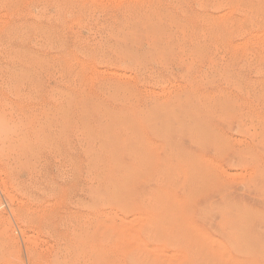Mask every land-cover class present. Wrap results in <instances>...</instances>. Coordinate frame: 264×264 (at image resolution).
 Masks as SVG:
<instances>
[{"label":"rangeland","instance_id":"1","mask_svg":"<svg viewBox=\"0 0 264 264\" xmlns=\"http://www.w3.org/2000/svg\"><path fill=\"white\" fill-rule=\"evenodd\" d=\"M113 1L0 0V264H264V1Z\"/></svg>","mask_w":264,"mask_h":264},{"label":"bare ground","instance_id":"2","mask_svg":"<svg viewBox=\"0 0 264 264\" xmlns=\"http://www.w3.org/2000/svg\"><path fill=\"white\" fill-rule=\"evenodd\" d=\"M52 1H53V0H52ZM58 1H59V0H58ZM65 1H66V0H65ZM89 1H90V0H89ZM112 1H113V0H112ZM129 1H130V0H129ZM151 1H152V0H151ZM174 1H175V0H174ZM211 1H212V0H211ZM211 1H210V2H211ZM263 1H264V0H263ZM55 2H56V1H55ZM60 2H61V1H60ZM68 2H69V1H68ZM113 2H114V1H113ZM194 2H195V1H194ZM196 2H197V1H196ZM213 2H214V1H213ZM218 2H219V1H218ZM257 2H258V1H257ZM22 3H23V2H22ZM78 3H79V2H78ZM141 3L143 4V2H141ZM170 3H172V2H170ZM201 3H202V2H201ZM224 3H225V2H224ZM253 3H254V2H253ZM134 4H135V3H134ZM176 4H177V3H176ZM263 4H264V3H263ZM55 5H56V4H55ZM68 5H69V4H68ZM144 5H145V3H144ZM170 5H171V4H170ZM197 5H198V4H197ZM226 5H227V3H226ZM226 5H225V6H226ZM255 5H256V4H255ZM260 5H261V4H260ZM127 6H128V5H127ZM139 6H140V5H139ZM154 6H155V5H154ZM163 6H164V5H163ZM43 7H44V6H43ZM70 7H71V6H70ZM137 7H138V6H137ZM140 7H141V6H140ZM169 7H170V6H169ZM236 7H238V5H236ZM241 7H242V6H241ZM256 7H257V6H256ZM258 7H259V4H258ZM258 7H257V8H258ZM44 8H45V7H44ZM65 8H66V7H65ZM95 8H96V7H95ZM117 8H118V7H117ZM132 8H133V7H132ZM132 8H130V9H132ZM170 8H171V7H170ZM178 8H179V7H178ZM209 8H211V7H209ZM247 8H248V7H247ZM262 8H263V7H262ZM262 8H261V9H262ZM42 9H43V8H42ZM123 9H124V8H123ZM138 9H139V8H138ZM98 10H99V9H98ZM114 10H115V9H114ZM117 10H118V9H117ZM120 10H121V9H120ZM120 10H119V11H120ZM167 10H168V8H167ZM176 10H177V9H176ZM223 10H224V9H223ZM235 10H236V9H235ZM245 10H246V9H245ZM248 10H249V9H248ZM259 10H260V9H259ZM259 10H258V11H259ZM45 11H46V10H45ZM77 11H78V10H77ZM81 11H82V10H81ZM92 11H93V10H92ZM128 11H129V10H128ZM131 11H132V10H131ZM135 11H136V9H135ZM135 11H134V12H135ZM253 11H254V10H253ZM256 11H257V10L255 9V12H256ZM258 11H257V12H258ZM41 12H42V11H41ZM144 12H145V11H144ZM235 12H236V11H235ZM85 13H86V12H85ZM93 13H94V12H93ZM93 13H92V14H93ZM106 13H107V12H106ZM109 13H110V12H109ZM113 13H114V12H113ZM224 13H225V12H224ZM230 13H231V12H230ZM252 13H253V12H252ZM67 14H69V13H67ZM152 14H153V13H152ZM243 14H244V13H243ZM255 14H256V13H255ZM259 14H260V13H259ZM110 15L112 16V14H110ZM110 15H109V16H110ZM164 15H165V14H164ZM246 15H247V14H246ZM252 15H253V14H252ZM256 15H257V14H256ZM260 15H261V14H260ZM16 16H17V15H16ZM33 16H34V15H33ZM90 16H91V15H90ZM135 16H136V15H135ZM148 16H149V15H148ZM168 16H169V15H168ZM175 16H176V14H175ZM205 16H206V15H205ZM231 16H232V15H231ZM239 16H240V15H239ZM248 16H249V14H248ZM262 16H263V15H262ZM0 17H1V16H0ZM38 17H39V16H38ZM49 17H50V16H49ZM63 17H64V16H63ZM104 17H106V16H104ZM112 17H114V16H112ZM130 17H131V16H130ZM151 17H153V16L151 15ZM181 17H182V15H181ZM183 17H184V16H183ZM192 17H193V16H192ZM244 17H245V16H244ZM254 17H255V16H254ZM263 17H264V16H263ZM69 18H70V17H69ZM154 18H155V16H154ZM200 18H201V17H200ZM206 18H207V17H206ZM213 18H214V17H213ZM255 18H256V17H255ZM56 19H57V18H56ZM108 19H109V18H108ZM177 19H179V18L177 17ZM207 19H208V18H207ZM251 19H252V18H251ZM256 19H257V18H256ZM41 20H42V19H41ZM181 20H182V18H181ZM186 20H187V19H186ZM186 20H185V21H186ZM193 20H194V19H193ZM204 20H205V19L203 18V21H204ZM259 20H260V19H259ZM262 20H263V19H262ZM262 20H261V22H262ZM56 21H57V20H56ZM85 21H86V19H85ZM107 21H108V20H107ZM113 21H114V20H113ZM155 21H156V20H155ZM203 21H202V22H203ZM233 21H234V20H233ZM248 21H250V20H248ZM0 22H1V20H0ZM63 22H64V20H63ZM87 22H88V21H87ZM186 22H187V21H186ZM188 22H189V21H188ZM188 22H187V23H188ZM197 22H198V20H197ZM200 22H201V21H200ZM257 22H258V21H257ZM111 23H112V22H111ZM126 23H127V22H126ZM156 23H157V22H156ZM156 23H155V24H156ZM165 23H167V22H165ZM195 23H196V22H195ZM195 23H194V24H195ZM223 23H224V22H223ZM247 23H248V22H247ZM253 23H254V22H253ZM189 24H190V23H189ZM218 24H219V23H218ZM255 24H256V22H255ZM257 24H258V23H257ZM257 24H256V25H257ZM259 24H260V23H259ZM13 25H14V24H13ZM42 25H43V24H42ZM167 25L169 26V24H167ZM190 25H191V24H190ZM192 25H193V24H192ZM196 25H197V24H196ZM247 25H248V24H247ZM249 25H250V24H249ZM0 26H1V24H0ZM46 26H47V25H46ZM76 26H77V25H76ZM98 26H99V25H98ZM113 26H115V25H113ZM183 26H184V24H183ZM202 26H203V25H202ZM210 26H211V25H210ZM214 26H215V25H214ZM243 26H244V25H243ZM261 26H262V25H261ZM15 27H16V26H15ZM82 27H83V26H82ZM169 27H170V26H169ZM184 27H185V26H184ZM187 27H189V26H187ZM191 27L194 28L193 26H191ZM191 27H190V28H191ZM217 27H218V26H217ZM217 27H216V28H217ZM220 27H221V26H220ZM57 28H58V26H57ZM67 28H68V27H67ZM74 28H75V26H74ZM100 28H101V26H100ZM213 28H214V27H213ZM221 28H222V27H221ZM221 28H220V29H221ZM225 28H226V27H225ZM248 28H249V26H248ZM254 28H255V27H254ZM70 29H71V28H70ZM70 29H69V30H70ZM80 29H81V28H80ZM88 29H89V28H88ZM141 29H142V28H141ZM174 29H175V28H174ZM202 29H203V28H202ZM205 29H206V28H205ZM208 29H209V28H208ZM208 29H207V30H208ZM231 29H232V28H231ZM244 29H245V28H244ZM246 29H247V28H246ZM261 29H262V28H261ZM5 30H6V29H5ZM75 30H76V28H75ZM83 30H84V29H83ZM250 30H251V29H250ZM259 30H260V27H259ZM56 31H57V30H56ZM72 31H73V30H72ZM100 31H101V30H100ZM122 31H123V30H122ZM169 31H170V30H169ZM177 31H178V30H177ZM191 31H192V29H191ZM199 31H200V30H199ZM221 31H222V29H221ZM246 31H247V30H246ZM255 31H256V30H255ZM40 32H41V31H40ZM50 32H51V31H50ZM50 32H49V33H50ZM52 32H53V31H52ZM124 32H125V31H124ZM170 32H171V31H170ZM12 33H13V32H12ZM33 33H34V32H33ZM47 33H48V32H47ZM219 33H221V32H219ZM226 33H227V31H226ZM239 33H240V32H239ZM244 33H245V32H244ZM43 34H44V33H43ZM188 34H189V33H188ZM201 34H203V33H201ZM208 34H209V32H208ZM210 34H211V33H210ZM217 34H218V33H217ZM11 35H12V34H11ZM15 35H16V34H15ZM22 35H23V34H22ZM26 35H27V34H26ZM36 35H37V34H36ZM106 35H107V34H106ZM165 35H166V34H165ZM165 35H164V37H165ZM174 35H175V34H174ZM203 35L205 36V34H203ZM229 35H230V34H229ZM241 35H242V34H241ZM7 36H8V35H7ZM33 36H34V35H33ZM38 36H39V35H38ZM90 36H91V35H90ZM104 36H105V35H104ZM167 36H168V35H167ZM184 36H185V35H184ZM192 36H193V35H192ZM198 36H199V35H198ZM206 36H207V35H206ZM23 37H24V36H23ZM30 37H31V36H30ZM85 37H86V35H85ZM98 37H99V36H98ZM149 37H150V36H149ZM193 37H194V36H193ZM244 37H245V36H244ZM257 37H258V36H257ZM25 38H26V37H25ZM108 38H109V37H108ZM181 38H182V37H181ZM201 38H202V37H201ZM218 38H219V37H218ZM235 38H236V37H235ZM7 39H8V38H7ZM22 39H23V38H22ZM33 39H34V37H33ZM44 39H45V38H44ZM188 39H189V38H188ZM188 39H187V41H189ZM229 39H230V38H229ZM250 39H251V38H250ZM46 40H47V39H46ZM60 40H61V39H60ZM99 40H100V39H99ZM212 40H213V38H212ZM217 40H218V39H217ZM219 40H220V39H219ZM35 41H36V38H35ZM35 41H34V42H35ZM41 41H42V40H41ZM76 41H77V40H76ZM163 41H164V40H163ZM173 41H174V40H173ZM177 41H178V40H177ZM179 41H180V40H179ZM195 41H196V40H195ZM200 41H201V40H200ZM213 41H214V40H213ZM223 41H224V40H223ZM232 41H233V40H232ZM24 42H25V41H24ZM72 42H73V41H72ZM110 42H111V41H110ZM149 42H150V41H149ZM190 42H191V41H190ZM190 42H189V43H190ZM204 42H205V41H204ZM215 42H216V41H215ZM38 43H39V42H38ZM46 43H47V42H46ZM147 43H148V42H147ZM193 43H196V42H193ZM212 43H213V42H212ZM225 43H226V42H225ZM248 43H249V42H248ZM262 43H263V42H262ZM44 44H45V43H44ZM54 44H55V43H54ZM89 44H90V43H89ZM161 44H162V43H161ZM203 44H204V43H203ZM8 45H9V44H8ZM57 45H58V44H57ZM57 45H56V46H57ZM81 45H82V44H81ZM91 45H92V44H91ZM188 45H189V44H188ZM210 45H211V44H210ZM215 45H217V44H215ZM222 45H223V44H222ZM256 45H257V44H256ZM49 46H50V45H49ZM53 46H54V45H53ZM74 46H75V45H74ZM259 46H260V45H259ZM54 47H55V46H54ZM102 47H103V46H102ZM187 47H188V46H187ZM196 47H197V46H196ZM246 47H247V46H246ZM255 47L257 48V46H255ZM18 48H19V47H18ZM25 48H26V47H25ZM55 48H56V47H55ZM77 48H78V47H77ZM165 48H166V47H165ZM226 48H227V47H226ZM250 48H251V47H250ZM215 49H216V48H215ZM247 49H248V48H247ZM60 50H61V49H60ZM69 50H70V49H69ZM83 50H84V49H83ZM83 50H82V51H83ZM176 50H177V49H176ZM176 50H175V51H176ZM209 50H210V49H209ZM224 50H225V49H224ZM235 50H236V49H235ZM235 50H234V51H235ZM260 50H262V49H260ZM111 51H112V50H111ZM253 51H254V50H253ZM0 52H1V51H0ZM8 52H9V51H8ZM32 52H33V50H32ZM62 52H63V51H62ZM76 52H77V51H76ZM123 52H124V51H123ZM204 52H205V51H204ZM216 52H217V51H216ZM238 52H239V51H238ZM251 52H252V51H251ZM257 52H258V51H257ZM46 53H47V52H46ZM67 53H68V52H67ZM78 53H79V52H78ZM186 53H187V52H186ZM205 53H206V52H205ZM210 53H211V52H210ZM262 53H263V52H262ZM18 54H19V53H18ZM89 54H90V53H89ZM177 54H178V53H177ZM233 54H234V53H233ZM249 54H250V53H249ZM249 54H248V57H249ZM252 54H254V53H252ZM255 54H256V53H255ZM62 55H63V54H62ZM76 55H77V54H76ZM178 55H179V54H178ZM178 55H176V56H178ZM205 55H206V54H205ZM212 55H213V54H212ZM217 55H218V53H217ZM220 55H221V54H220ZM228 55H229V53H228ZM230 55H231V54H230ZM238 55H239V54H238ZM259 55H260V54H259ZM35 56H36V55H35ZM194 56H195V55H194ZM209 56H210V55H209ZM244 56H245V55H244ZM5 57H6V56H5ZM80 57H82V56H80ZM138 57H139V55H138ZM185 57H186V56H185ZM187 57H188V56H187ZM204 57H205V56H204ZM221 57H222V56H221ZM224 57H225V56H224ZM234 57H235V56H234ZM245 57H246V56H245ZM255 57H256V56H255ZM82 58H83V57H82ZM100 58H101V56H100ZM111 58H112V57H111ZM177 58H178V57H177ZM209 58H210V57H209ZM222 58H223V57H222ZM253 58H254V57H253ZM261 58H262V56H261ZM55 59H56V58H55ZM104 59H105V58H104ZM107 59H108V58H107ZM224 59H225V58H224ZM231 59H233V58H231ZM244 59H245V58H244ZM255 59H257V57H256ZM258 59H259V58H258ZM8 60H9V59H8ZM62 60H64V59H62ZM66 60H67V59H66ZM68 60H69V59H68ZM97 60H98V59H97ZM110 60H111V59H110ZM146 60H147V59H146ZM158 60H159V59H158ZM177 60H179V59H177ZM189 60H190V59H189ZM192 60H193V59H192ZM245 60H246V59H245ZM113 61H114V60H113ZM254 61H255V60H254ZM54 62H55V61H54ZM56 62H57V61H56ZM77 62H78V61H77ZM186 62H188V61H186ZM224 62H225V61H224ZM244 62H245V61H244ZM75 63H76V62H75ZM136 63H137V62H136ZM150 63H151V62H150ZM196 63H197V62H196ZM220 63H221V62H220ZM220 63H219V64H220ZM246 63H247V62H246ZM5 64H6V63H5ZM42 64H43V63H42ZM53 64H54V63H53ZM87 64H88V63H87ZM109 64H110V63H109ZM112 64H113V62H112ZM154 64H156V63H154ZM154 64H153V65H154ZM192 64H193V63H192ZM259 64H260V63H259ZM25 65H26V64H25ZM36 65H37V64H36ZM70 65H71V64H70ZM81 65H82V64H81ZM103 65H104V64H103ZM146 65H147V64H146ZM235 65H236V63H235L234 65H232V66L234 67ZM75 66H76V65H75ZM79 66H80V65H79ZM96 66H97V65H96ZM156 66H157V64H156ZM158 66H159V64H158ZM195 66H196V65H195ZM6 67H7V66H6ZM28 67H29V66H28ZM32 67H33V66H32ZM83 67H84V66H83ZM97 67H98V66H97ZM99 67H100V66H99ZM103 67H104V66H103ZM109 67H110V66H109ZM112 67H113V66H112ZM132 67H133V66H132ZM150 67H151V66H150ZM162 67H163V66H162ZM220 67H222V66H220ZM52 68H53V66H52ZM52 68H51V69H52ZM101 68H102V67H101ZM113 68H114V67H113ZM115 68H116V67H115ZM198 68H199V67H198ZM239 68H240V67H239ZM248 68H249V67H248ZM81 69H82V68H81ZM104 69H105V68H104ZM160 69H161V68H160ZM221 69H222V68H221ZM228 69H229V68H228ZM237 69H238V68H237ZM39 70H40V69H39ZM54 70H55L54 72H56V68H55ZM59 70H60V69H59ZM62 70H64V69H62ZM71 70H72V69H71ZM120 70H121V69H120ZM208 70H209V69H208ZM18 71H19V70H18ZM57 71H58V70H57ZM68 71H69V70H68ZM105 71H106V70H105ZM123 71H124V70H123ZM198 71H199V70H198ZM198 71H197V72H198ZM80 72H81V71H80ZM109 72H110V71H109ZM109 72H108V74H110ZM111 72L113 73V71H111ZM158 72H159V71H158ZM208 72H210V71H208ZM255 72H257V71H255ZM44 73H45V72H44ZM60 73H61V72H60ZM83 73H84V72H83ZM239 73H240V72H239ZM259 73H260V71H259ZM68 74H69V73H68ZM96 74H97V73H96ZM99 74H100V73H99ZM114 74H117V75H118L117 72H116V73L114 72ZM121 74H122V72H121ZM194 74H195V73H194ZM196 74H197V73H196ZM236 74H237V73H236ZM28 75H29V73H28ZM80 75H81V74H80ZM88 75H89V74H88ZM122 75H124V74H122ZM122 75H121V77H122ZM204 75H205V74H204ZM204 75H203V76H204ZM207 75H208V74H207ZM237 75H238V74H237ZM237 75H236V77H238ZM260 75H261V74H260ZM52 76H53V74H52ZM54 76H55V75H54ZM62 76H63V74H62ZM77 76H78V75H77ZM149 76H151V75H149ZM186 76H187V75H186ZM199 76H200V75H199ZM216 76H217V75H216ZM216 76H215V77H216ZM239 76H240V75H239ZM262 76H263V75H262ZM12 77H13V76H12ZM67 77H68V75H67ZM73 77H74V76H73ZM158 77H159V76H158ZM204 77H205V76H204ZM206 77H207V76H206ZM210 77H211V76H210ZM215 77H214V78H215ZM233 77H234V76H233ZM247 77H248V76H247ZM252 77H253V76H252ZM256 77H257V76H256ZM263 77H264V76H263ZM8 78H9V77H8ZM60 78H61V77H60ZM65 78H66V77H65ZM88 78H89V77H88ZM126 78H127V76H126ZM128 78H129V77H128ZM192 78H193V77H192ZM221 78H222V77H221ZM257 78H258V77H257ZM25 79H26V78H25ZM25 79H24V80H25ZM27 79H29V78H27ZM56 79H57V78H56ZM58 79H59V77H58ZM72 79H73V78H72ZM129 79H130V78H129ZM142 79H143V78H142ZM148 79H149V78H148ZM154 79H155V78H154ZM164 79H165V78H164ZM167 79H168V78H167ZM218 79H219V78H218ZM236 79H237V78H236ZM236 79H235V80H236ZM258 79H259V78H258ZM258 79H257V81H258ZM0 80H1V79H0ZM12 80H13V79H12ZM15 80H16V79H15ZM36 80H37V79H36ZM59 80H60V79H59ZM75 80H76V79H75ZM75 80H74V81H75ZM96 80H97V79H96ZM161 80H162V79H161ZM161 80H160V81H161ZM192 80H193V79H192ZM201 80H203V79H201ZM235 80H234V81H235ZM263 80H264V79H263ZM21 81H22V80H21ZM27 81H28V80H27ZM29 81H31V80H29ZM29 81H28V82H29ZM69 81H71V80H69ZM89 81H91L90 78H89ZM163 81H164V80H163ZM178 81H179V80H178ZM181 81H182V80H181ZM234 81H233V82H234ZM254 81H255V80H254ZM260 81H261V80H260ZM94 82H95V81H94ZM112 82H113V81H112ZM202 82H203V81H202ZM235 82H236V81H235ZM255 82H256V81H255ZM0 83H1V82H0ZM19 83H22V82H19ZM72 83H73V82H72ZM89 83H90V82H89ZM146 83H147V82H146ZM165 83H166V82H165ZM262 83H263V81H262ZM24 84H25V83H24ZM73 84H74V83H73ZM92 84H93V83H92ZM120 84H121V83H120ZM129 84H130V83H129ZM149 84H150V83H149ZM198 84H199V83H198ZM246 84H247V83H246ZM246 84H245V85H246ZM249 84H250V83H249ZM249 84H248V85H249ZM74 85H75V84H74ZM134 85H135V84H134ZM143 85H144V84H143ZM147 85H148V84H147ZM151 85H152V84H151ZM161 85H162V84H161ZM165 85H166V84H165ZM172 85H173V83H172ZM193 85H194V83H193ZM202 85H203V84H202ZM227 85H228V84H227ZM255 85H256V84H255ZM262 85H263V84H262ZM68 86H69V85H68ZM84 86H85V83H84ZM111 86H112V85H111ZM111 86H109V87H111ZM115 86H116V85H115ZM168 86H169V85H168ZM241 86H242V85H241ZM252 86H253V85H252ZM252 86H251V88H252ZM70 87H71V86H70ZM74 87H75V86H74ZM104 87H105V86H104ZM140 87H141V85H140ZM153 87H154V86H153ZM159 87H160V85H159ZM177 87H178V86H177ZM177 87H176V88H177ZM193 87H194V86H193ZM85 88H86V86H85ZM101 88H102V87H101ZM112 88H113V87H112ZM112 88H111V89H112ZM162 88H163V87H162ZM165 88H166V86H165ZM243 88H244V87H243ZM72 89H73V88H72ZM83 89H84V88H83ZM92 89H93V88H92ZM131 89H132V88H131ZM143 89H144V88H143ZM148 89H149V88H148ZM148 89H147V90H148ZM245 89H246V87H245ZM253 89H254V88H253ZM253 89H252V90H253ZM33 90H34V89H33ZM65 90H66V89H65ZM79 90H80V89H79ZM89 90H90V89H89ZM104 90H105V89H104ZM118 90H119V89H118ZM232 90H236V89H233V88H232ZM241 90H242V89H241ZM243 90H244V89H243ZM258 90H259V89H258ZM85 91H86V90H85ZM102 91H103V90H102ZM105 91H107V90H105ZM148 91H149V90H148ZM148 91H147V92H148ZM227 91H228V90H227ZM236 91H237V90H236ZM100 92H101V91H100ZM175 92H176V91H175ZM220 92H221V91H220ZM252 92H253V91H252ZM262 92H264V91H262ZM34 93H35V92H34ZM80 93H82V92H80ZM106 93H107V92H106ZM151 93H152V92H151ZM213 93H214V92H213ZM215 93H216V92H215ZM242 93H243V92H242ZM244 93H245V92H244ZM117 94H118V92H117ZM152 94H153V93H152ZM161 94H162V93H161ZM172 94H173V93H172ZM201 94H202V93H201ZM211 94H212V93H211ZM232 94H233V93H232ZM237 94L239 95L238 91H237ZM246 94L248 95L249 93L246 92ZM261 94H262V93H261ZM64 95H65V94H64ZM66 95H67V94H66ZM70 95H71V94H70ZM83 95H85V94H83ZM137 95H138V94H137ZM162 95H163V94H162ZM212 95H213V94H212ZM221 95H222V94H221ZM254 95H255V94H254ZM256 95H257V94H256ZM263 95H264V94H263ZM32 96H33V95H32ZM43 96H44V95H43ZM48 96H49V95H48ZM147 96H148V95H147ZM152 96H153V95H152ZM190 96H191V95H190ZM190 96H189V97H190ZM223 96H224V95H223ZM223 96H222V97H223ZM227 96H228V95H227ZM241 96H242V95H241ZM248 96H249V95H248ZM261 96H262V95H261ZM261 96H260V98H261ZM68 97H69V96H68ZM117 97H118V96H117ZM117 97H116V98H117ZM169 97H171V95H170ZM212 97H213V96H212ZM232 97H233V95H232ZM34 98H35V97H34ZM71 98H73V97L71 96ZM123 98H124V97H123ZM153 98H154V97H153ZM229 98H230V97H229ZM253 98H254V96H253ZM260 98H259V99H260ZM127 99H128V98H127ZM171 99H172V98H171ZM236 99H237V98H235L234 100H236ZM238 99H239V98H238ZM247 99H248V98H247ZM140 100H141V99H140ZM225 100H226V98H225ZM244 100H245V99H244ZM250 100H251V99H250ZM253 100H254V99H253ZM36 101H37V100H36ZM67 101H69V100H67ZM67 101H66V103H68ZM216 101H217V100H216ZM226 101H228V100H226ZM232 101H233V99H232ZM242 101H243V100H242ZM259 101H260V100H259ZM263 101H264V100H263ZM62 102H63V101H62ZM122 102H123V101H122ZM129 102H130V101H129ZM134 102H135V101H134ZM149 102H151V101H149ZM211 102H212V100H211ZM218 102H219V101H218ZM237 102H238V101H237ZM249 102H250V101H249ZM255 102H256V101H255ZM105 103H106V102H105ZM224 103H225V102H224ZM234 103H235V102L233 101V105H234ZM239 103H240V101H239ZM241 103H242V102H241ZM243 103H244V102H243ZM243 103H242V104H243ZM245 103H246V102H245ZM251 103H252V102H251ZM259 103H260V102H259ZM52 104H53V103H52ZM107 104H108V103H107ZM118 104H119V103H118ZM191 104H192V103H191ZM227 104H228V103H227ZM247 104H248V103H247ZM70 105H71V103L69 104V106H70ZM126 105H127V104H126ZM211 105H213V103H211ZM229 105H230V104H229ZM263 105H264V102H263ZM65 106L67 107V104H65ZM69 106H68V107H69ZM214 106L216 107L217 104H216V105L214 104ZM236 106H237V105H236ZM236 106H235V107H236ZM241 106H242V105H241ZM243 106H244V105H243ZM37 107H38V106H37ZM49 107H50V106H49ZM68 107H67V109H68ZM157 107H158V106H157ZM215 107H214V108H215ZM217 107H218V106H217ZM230 107H231V106H230ZM233 107H234V106H233ZM248 107H249V106H248ZM209 108H213V106H212V107L210 106ZM221 108H223V107H221ZM221 108H220V110H221ZM237 108H238V107H237ZM240 108H241V107H240ZM41 109L43 110V108H41ZM44 109H45V108H44ZM46 109H47V108H46ZM51 109H52V108H51ZM67 109L65 108V110H67ZM99 109H101V108H99ZM245 109H246V108H245ZM56 110H57V109H56ZM58 110H59V109H58ZM104 110H105V109H104ZM144 110H145V109H144ZM203 110H204V109H203ZM203 110H202V111H203ZM208 110H210V109H208ZM231 110H232V107H231ZM234 110H236V109H234ZM48 111H49V110H48ZM182 111H183V110H182ZM206 111H207V109H206ZM216 111H217V110H216ZM223 111H224V110H223ZM223 111L221 110V112H223ZM228 111L230 112V110H228ZM228 111H227V113H228ZM239 111H240V110H239ZM0 112H1V111H0ZM53 112H55V111H53ZM100 112H101V111H100ZM180 112H181V111H180ZM180 112L178 113L179 115H181ZM193 112H194V111H193ZM209 112L212 113L211 110H210ZM209 112H208V114H209ZM225 112H226V111H225ZM1 113H2V112H1ZM23 113H26V112H23ZM49 113H51V112H49ZM146 113H147V112H146ZM183 113H184V112H183ZM195 113H196V112H195ZM223 113H224V112H223ZM223 113H222V114H223ZM2 114H3V113H2ZM2 114H1V116L4 115V114H3V115H2ZM55 114H56V113H55ZM79 114H80V113H79ZM125 114H126V113H125ZM164 114H165V113H164ZM216 114H217V113H216ZM219 114H221V113H219ZM222 114H221V116H222ZM51 115H52V114H51ZM80 115H82V114H80ZM104 115H105V114H104ZM182 115H183V114H182ZM196 115H197V114H196ZM209 115H210V114H209ZM212 115H213V113H212ZM217 115H218V114H217ZM24 116H25V114L23 115V117H24ZM194 116H195V115H194ZM29 117H30V115H29ZM103 117H104V116H103ZM151 117H152V116H151ZM185 117H186V116H185ZM190 117H191V116H190ZM209 117H210V116H209ZM31 118H32V117H31ZM148 118H149V117H148ZM170 118H172V117H170ZM178 118H179V117H178ZM198 118H199V117H198ZM206 118H207V117H206ZM206 118H205V119H206ZM23 119H24V118H23ZM26 119H27V115H26ZM34 119H35V118H34ZM89 120H90V119H89ZM225 120H226V119H225ZM1 121H2V120H1ZM60 121H61V119H60ZM186 121H187V120H186ZM206 121H207V120H206ZM208 121H209V120H208ZM3 122H4V121H2V123H3ZM154 122H155V121H154ZM172 122H173V121H172ZM174 122H175V121H174ZM197 122H198V121H197ZM238 122H239V121H238ZM25 123H27V122L25 121ZM192 123H193V122H192ZM21 124H24V122L22 123V121H21V123H20V128H21V126H22ZM144 124H145V123H144ZM158 124H159V122H158ZM177 124H178V123H177ZM188 124H189V123H188ZM190 124H191V123H190ZM208 124H209V123H208ZM256 124L258 125V123H256ZM15 125H16V124H15ZM18 125H19V123H18ZM25 125H26V124H24V128L26 127ZM59 125H60V124H59ZM77 125H78V124H77ZM113 125H114V124H113ZM155 125H156V124H155ZM178 125H179V124H178ZM205 125H206V124H205ZM5 126L8 127V126H10V125L7 124V125H5ZM13 126H14V125H13ZM71 126H72V125H71ZM150 126H151V125H150ZM150 126H149V127H150ZM172 126H173V125H172ZM174 126H175V125H174ZM180 126H182V125H180ZM191 126H192V125H191ZM191 126H190V127H191ZM14 127H15V126H14ZM17 127H18V126H17ZM22 127H23V126H22ZM40 127H41V126H40ZM176 127H177V126H176ZM186 127H187V126H186ZM240 127H241V126H240ZM75 128H76V127H75ZM92 128H93V127H92ZM187 128H188V127H187ZM209 128H210V127H209ZM250 128H251V127H250ZM10 129H11V128H10ZM12 129H15V128L12 127ZM12 129H11V130H12ZM52 129H53V128H52ZM76 129H77V128H76ZM193 129H194V128H193ZM1 130H2V129H0V131H1ZM7 130H8V128H7V129H3V132H6ZM55 130H56V128H55ZM178 130H179V129H178ZM178 130H177V131H178ZM188 130H189V129H188ZM188 130H186V131H188ZM209 130H210V129H209ZM209 130H208V131H209ZM13 131H14V130H13ZM13 131H11V132H13ZM24 131H25V130H24ZM60 131H61V130H60ZM83 131H84V130H83ZM192 131H193V130H192ZM246 131H247V130H246ZM3 132L0 133V135L3 134ZM8 132H9V131H7V132L5 133V135H7ZM11 132H10L9 135H11ZM19 132H20V130H19ZM30 132H31V131H30ZM34 132H35V131H34ZM165 132H167V131H165ZM190 132H191V131H190ZM243 132H245V131H243ZM16 133H18V129H17V132H16ZM16 133H14V134H16ZM53 133H54V131H53ZM186 133H187V132H186ZM209 133H211V132H209ZM245 133H246V132H245ZM253 133H254V132H253ZM260 133H261V132H260ZM260 133H259V134H260ZM14 134H12V135H14ZM20 134H21V133H20ZM20 134H19V135H20ZM22 134H23V132H22ZM83 134H84V133H83ZM159 134H160V133H159ZM167 134H168V133H167ZM189 134H190V133H189ZM194 134H196V133L194 132ZM197 134H198V133H197ZM247 134H248V133H247ZM263 134H264V133H263ZM3 135H4V134H3ZM3 135H2V136H3ZM55 135H56V134H55ZM79 135H80V134H79ZM79 135H78V136H79ZM106 135H107V134H106ZM213 135H214V134H213ZM257 135H258V134H257ZM83 136H85V135H83ZM108 136H109V135H108ZM113 136H114V135H113ZM124 136H125V135H124ZM159 136H160V135H159ZM185 136H186V135H185ZM191 136H194V135L191 133ZM210 136H211V135H210ZM5 137H6V136H5ZM196 137H197V136H195V138H196ZM204 137H205V136H204ZM214 137H215V136H213V139H214ZM256 137H257V136H256ZM128 138H129V137H128ZM211 138H212V136H211ZM216 138H217V137H216ZM260 138H261V137H260ZM260 138H259V140H261ZM18 139H19V138H18ZM18 139H17V140H18ZM21 139H22V138H21ZM36 139H37V138H36ZM75 139H76V138H75ZM191 139H192L193 141L196 140V139L194 140V137L191 138ZM6 140H7V139H6ZM22 140H23V139H22ZM40 140H41V139H40ZM76 140H77V139H76ZM82 140H83V139H82ZM111 140H112V139H111ZM114 140H115V139H114ZM159 140H160V139H159ZM164 140H165V139H164ZM199 140L201 141V139H199ZM202 140H203V138H202ZM3 141H4V140H2V142H3ZM18 141H19V140H18ZM25 141H26V140H25ZM107 141H110V140L108 139ZM204 141H205V140H204ZM247 141H248V140H247ZM16 142H17V141H16ZM20 142H21V141H20ZM26 142H28V141H26ZM112 142H113V141H112ZM208 142H209V141H208ZM3 143H4V142H3ZM3 143H2V144H3ZM13 143H14V142H13ZM17 143L19 144V142H17ZM82 143H83V142H82ZM210 143H211V142H210ZM214 143H215V141H214ZM220 143H221V142L219 141V144H220ZM224 143H225V142H224ZM238 143H239V142H238ZM259 143H260V142H259ZM0 144H1V143H0ZM5 144H6V143H5ZM10 144H11V143H10ZM10 144H9V145H10ZM28 144H29V142H28ZM91 144H92V143H91ZM195 144H196V143H195ZM215 144H217V140H216V143H215ZM225 144H226V143H225ZM254 144H255V143H254ZM9 145H8V146H9ZM11 145H12V144H11ZM62 145H63V144H62ZM81 145H82V144H81ZM124 145H125V144H124ZM198 145H199V144H198ZM200 145H201V143H200ZM202 145H203V143H202ZM243 145H244V144H243ZM4 146H5V145H4ZM103 146H105V145H103ZM237 146H238V145H237ZM261 146H262V145H261ZM66 147H67V146H66ZM240 147H241V146H240ZM2 148H3V146H2ZM78 148H79V147H78ZM80 148H81V146H80ZM200 148H201V147H200ZM215 148H216V147H215ZM5 149H7V147H6ZM12 149H13V148H12ZM97 149H98V148H97ZM232 149H233V148H232ZM237 149H238V148H237ZM248 149H249V148H248ZM252 149H254V148L252 147L251 150H252ZM255 149H256V148H255ZM17 150H18V149H17ZM175 150H176V149H175ZM126 151H127V150H126ZM126 151H125V152H126ZM165 151H166V149H165ZM218 151H219V150H218ZM242 151H243V150H242ZM172 152H173V151H172ZM244 152H245V151H244ZM253 152H254V151H253ZM99 153H101V152H99ZM257 153H258V150H257ZM8 154H9V152H8ZM132 154H133V153H132ZM245 154H246V153H245ZM254 154H255V153H254ZM133 155H134V154H133ZM165 155H166V153H165ZM171 155H172V154H171ZM171 155H170V157H171ZM246 155H247V154H246ZM93 156H94V155H93ZM128 156H129V155H128ZM128 156H127V158H128ZM168 156H169V155H168ZM172 156H174V155H172ZM52 157H53V156H52ZM256 157H258V156L256 155ZM83 158H84V157H83ZM87 158H88V157H87ZM174 158H175V157H174ZM245 158H246V157H245ZM137 159H138V158H137ZM240 159H241V158H240ZM12 160H13V159H12ZM130 160L132 161V159H130ZM174 160H175V159H174ZM247 160H248V159H247ZM172 161H173V160H172ZM243 161H244V160H243ZM133 162H134V161H133ZM249 162H250V161H249ZM175 163H176V162H175ZM253 163H254V162H253ZM84 164H85V163H84ZM134 164H135V163H134ZM137 164H138V163H137ZM214 164H215V163H214ZM240 164H241V163H240ZM250 165H251V163H250ZM213 166H214V165H213ZM243 166H244V165H243ZM245 166H246V165H245ZM85 167H86V166H85ZM102 167H103V165H102ZM190 167H191V166H190ZM97 168H98V167H97ZM221 168H222V167H221ZM10 169H11V168H10ZM28 169H29V168H28ZM85 169H86V168H85ZM103 169H104V168H103ZM122 171H123V170H122ZM160 171H161V170H160ZM223 171L225 172V170H223ZM223 171H222V172H223ZM243 171H244V169H243ZM19 172H20V171H19ZM91 172H92V171H91ZM194 172H195V171H194ZM222 172H221V173H222ZM227 172H228V171H227ZM227 172H225V173L227 174ZM95 173H96V172H95ZM172 173H173V172H172ZM187 173H188V172H187ZM199 173H200V172H199ZM225 173H224V174H225ZM235 173H237V172H235ZM239 173H240V171H239ZM239 173H237L236 175H238ZM119 174H120V173H119ZM231 174H232V173H231ZM241 174H242V172H241ZM243 174H244V173H243ZM97 175H98V174H97ZM113 175H114V174H113ZM155 175H156V173H155ZM221 175H222V174H221ZM228 175H229V173L227 174V177H228ZM239 175H240V174H239ZM121 176H122V175H121ZM192 176H193V175H192ZM232 176H233V175H232ZM28 177H29V176H28ZM225 177H226V176H225ZM238 177H239V176H238ZM244 177H245V176H244ZM257 177H258V176H257ZM263 177H264V176H263ZM101 178H102V177H101ZM122 178H123V177H122ZM161 178H162V177H161ZM156 179H157V178H156ZM174 179H175V178H174ZM196 179H197V178H196ZM205 179H207V178H205ZM230 179H231V178H230ZM92 180H93V178H92ZM161 180H162V179H161ZM191 181H192V180H191ZM195 181H196V180H195ZM195 181H194V182H195ZM198 181H199V180H198ZM26 182H27V181H26ZM44 182H45V180H44ZM153 182H154V181H153ZM166 182H167V180H166ZM199 182H200V181H199ZM199 182H198V183H199ZM89 183H90V182H89ZM246 184H247V182H246ZM92 185H93V184H92ZM185 185H186V184H185ZM247 185H248V184H247ZM35 186H36V185H35ZM107 186H108V184H107ZM172 186H173V185H172ZM194 186H195V183H194ZM250 186H251V184H250ZM250 186H249V187H250ZM108 187H109V186H108ZM111 187H112V186H111ZM186 187H187V186H186ZM195 187H196V186H195ZM197 187H198V186H197ZM193 188H194V187H193ZM198 188H199V187H198ZM210 188H211V187H210ZM210 188H209V189H210ZM182 189H183V188H182ZM28 190H29V189H28ZM185 190H186V189H185ZM185 190H184V191H185ZM192 190H193V189H192ZM39 191H40V190H39ZM209 191H210V190H209ZM194 192H195V191H194ZM263 192H264V191H263ZM108 193L111 194V192H109V189H108ZM41 194H42V193H41ZM47 194H48V193H47ZM112 194H113V193H112ZM44 195H46V194H44ZM101 197H102V196H101ZM113 198H114V197H113ZM105 202H106V201H105ZM106 203H108V202H106ZM81 205H82V204H81ZM238 205H239V204H238ZM75 206H76V205H75ZM240 206H241V205H239V207H240ZM208 207H209V206H208ZM223 207H224V205H223ZM198 208H199V207H198ZM209 209H210V207H209ZM234 209H235V208H234ZM111 210H112V209H111ZM113 210H114V209H113ZM251 210H252V209H251ZM109 211H110V210H109ZM115 211H116V210H115ZM123 211H124V210H123ZM197 211H198V210H197ZM203 211H204V210H203ZM217 211H218V210H217ZM231 211H232V210H231ZM233 211H235V210H233ZM233 211H232V212H233ZM241 211H242V209H241ZM260 211H262V210H260ZM117 212H118V211H117ZM201 212H202V210H201ZM218 212H219V211H218ZM225 212H226V211H225ZM235 212H236V211H235ZM111 213H112V212H111ZM198 213H199V212H198ZM244 213H245V212H244ZM104 214H105V213H104ZM108 214H110V213H108ZM112 214H113V217H114V216H115V213H112ZM121 214H122V213H121ZM124 214H126V213H124ZM208 214H209V213H208ZM234 214H235V213H234ZM122 215H123V214H122ZM128 215H129V214H127L126 216L128 217ZM197 215H198V214H197ZM106 216H107V211H106ZM109 216H111V215H109ZM109 216L106 217V218H110ZM142 216H143V215H141V217H142ZM203 216H204V215H203ZM87 217H88V214H87ZM121 217H122V216H121ZM123 217H124V216H123ZM123 217H122V218H123ZM127 217H126V219H127ZM129 217H130V216H129ZM132 217H134V215H133ZM136 217H137V216H136ZM136 217H135V218H136ZM103 218H104V216H103ZM115 218H117V215H116ZM135 218H133V220H134ZM145 218H146V217H145ZM94 219H95V218H94ZM113 219H114V218H113ZM117 219H118V218H117ZM126 219H124V220H123V219H118L119 221L121 220V223H120L119 221H118V223H120V224H123V223H124L125 225H127V224H129V223H131V222H136L135 220H134V221H133V220L131 221V219H132V218H131V219H127L126 222H128V223H126V222H124ZM137 219H138V217H137ZM139 219H140V217H139ZM147 219H148V218H147ZM82 220H84V219H82ZM105 220H106V219H105ZM108 220H110V219H107L106 221H108ZM115 220H116V219H115ZM122 220H123V221H122ZM140 220H141V219H140ZM246 220H247V219H246ZM86 221H87V220H86ZM93 221H94V220H93ZM93 221H92V222H93ZM101 221H102V220H101ZM129 221H130V222H129ZM244 221H245V220H244ZM113 222L116 223L115 221H112V220L110 221V223H109V221H108V223H107V222H105V223H107V224H111V223H113ZM122 222H123V223H122ZM141 222H142V221H141ZM241 222H242V220H241ZM241 222H240V223H241ZM137 223H139V221H137ZM131 224H133V223H131ZM245 224H246V223H245ZM255 224H256V223H255ZM262 224H263V222H262ZM105 225H106V224H105ZM111 225H112V224H111ZM137 225H140V224H137ZM257 225H258V224H257ZM133 226H134V225H133ZM92 227H93V226H92ZM121 227H123V226H121ZM125 227H126V226H125ZM138 227H139V226H138ZM138 227H137V230H138ZM114 228H115V227H114ZM117 229H118V227H117ZM121 229H122V228H121ZM134 229H136V226H135ZM248 229H249V228H248ZM241 230H242V229H241ZM249 230H250V229H249ZM86 231H87V230H86ZM245 231H246V230H245ZM122 232H123V231H122ZM125 232H126V231H125ZM236 232H237V231H236ZM132 233H133V231H132ZM132 233H131V235H130L129 233H128V234L130 235L129 237H133V238H134L133 241L135 240V242H134V244H135V243L137 242L136 240L139 239V238L135 239V237H134L135 234L132 235ZM232 233H233V232H232ZM247 233H248V232H247ZM235 234H236V233H235ZM120 235H121V234H120ZM123 236H126V234L123 235ZM123 236H121V237H123ZM233 237H234V235H233ZM233 237H232V238H233ZM249 237H250V236H249ZM124 238H125V237H124ZM146 238H147V237H146ZM121 239H123V238H121ZM125 239H127V241H128V240L131 239V238L128 239V238L126 237ZM239 239H240V238H239ZM146 240H147V239H146ZM224 240H225V239H224ZM231 240H232V239H231ZM237 240H238V239H237ZM116 241H117V240H116ZM122 241H123V240H122ZM122 241H121V243H122ZM131 241H132V240H131ZM133 241H132V242H133ZM213 241H215V240H213ZM227 241H228V240H227ZM138 242L141 243V245H142L143 247H146V249L148 248L146 245L144 246L145 243H142V239L138 240ZM188 242H189V241H188ZM188 242H187V243H188ZM211 242H212V240H211ZM229 242H230V240H229ZM241 242H242V241H241ZM80 243H81V242H80ZM183 243H184V242H183ZM238 243H239V241H238ZM238 243H237V244H238ZM119 244H120V243H119ZM137 244H138V243H136V246H139V245H137ZM155 244H156V243H155ZM217 244H220V243H217ZM246 244H247V243H246ZM253 244H254V243H253ZM178 245H179V244H178ZM238 245H239V244H238ZM244 245H245V244H244ZM258 245H259V244H258ZM132 246H133V245H132ZM142 246H140V247L143 248ZM214 246H215V245H214ZM221 246H222V245H221ZM96 247H97V246H96ZM116 247H117V244H116ZM118 247H120V246H118ZM160 247H161V246H160ZM218 247H219V246H218ZM218 247H215V248H218ZM224 247H225V246H224ZM243 247H244V246H243ZM243 247H242L241 249H243ZM149 248L152 249L151 247H149ZM155 248H157V247H155ZM155 248H153V250H154ZM163 248H164V247H163ZM170 248H171V247H170ZM211 248H212V247H211ZM248 248H250V247H248ZM98 249H99V248H98ZM157 249H158V248H157ZM157 249H156V250H157ZM159 249H161V248H159ZM219 249H220V247H219ZM223 249H224V248H223ZM225 249H226V248H225ZM225 249H224V250H225ZM94 250H95V249H94ZM156 250H154L156 253H158V252L160 251V250H159V251H156ZM161 250H162V249H161ZM163 250H165V249H163ZM220 250H221V249H220ZM78 251H79V250H78ZM96 251H97V250H96ZM106 251H107V250H106ZM109 251H110V250H109ZM124 251H125V250H124ZM151 251H152V250H151ZM212 251H214V250L212 249ZM218 251H219V250H218ZM221 251H222V250H221ZM221 251H220V253H222ZM239 251H240V250H239ZM243 251H244V250H243ZM249 251H251V250L249 249ZM116 252H117V251H116ZM145 252H146V251H145ZM161 252H162V251H161ZM164 252H166V251H164ZM164 252H163V253H164ZM231 252H232V250H231ZM246 252H247V250H246ZM117 253H119V252H117ZM120 253H121V252H120ZM159 253H160V252H159ZM173 253H174V252H173ZM173 253H171V254H173ZM232 253H233V252H232ZM260 253H261V252H260ZM129 254H130V253H129ZM153 254H154V253H153ZM165 254H168V255H169V253H165ZM174 254H176V253H174ZM177 254H178V253H177ZM216 254H217V252H216ZM227 254H228V253H227ZM233 254H234V253H233ZM248 254H249V253H248ZM58 255H59V254H58ZM114 255H115V254H114ZM116 255H117V254H116ZM156 255H157V254H156ZM163 255H164V254H163ZM168 255H167V257H168ZM181 255H182V254H181ZM224 255H225V253H224ZM242 255H243V254H242ZM258 255H259V254H258ZM261 255H262V254H261ZM261 255L258 256V257L260 258ZM82 256H83V255H82ZM85 256H86V255H85ZM105 256H107V255H105ZM126 256H127V255H126ZM165 256H166V255H165ZM173 256H174V255H173ZM173 256H172V257H173ZM226 256H227V255H226ZM108 257H109V256H108ZM128 257H129V256H128ZM169 257H170V256H169ZM176 257H177V256H176ZM117 258H118V257H117ZM103 259H104V257H103ZM106 259H107V258H106ZM112 259H113V258H112ZM130 259H131V258H130ZM174 259H175V258H174ZM223 259H224V258H223ZM228 259H229V258H228ZM228 259H227V260H228ZM257 259H258V258H257ZM261 259H262V257H261ZM263 260H264V259H263ZM108 261L111 262L110 259H109ZM257 261H258V260H257ZM113 262H114V261H113ZM118 263H119V262H118ZM197 264H198V262H197Z\"/></svg>","mask_w":264,"mask_h":264}]
</instances>
